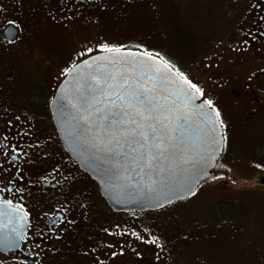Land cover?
<instances>
[{
    "label": "flooded vegetation",
    "instance_id": "flooded-vegetation-1",
    "mask_svg": "<svg viewBox=\"0 0 264 264\" xmlns=\"http://www.w3.org/2000/svg\"><path fill=\"white\" fill-rule=\"evenodd\" d=\"M186 8L192 17L177 20ZM214 21L224 37L214 50L193 52L203 40L194 44L180 25ZM101 46L175 59L178 69L169 65L187 72L221 113L222 158L245 155L230 146L254 132L264 140V0H0V199L12 201L5 211L16 209L0 217V234L27 213L25 240L0 248V264H172L177 257L161 247L160 220L149 215L158 210H113L52 121L49 103L66 70ZM187 54L206 61L204 80L184 65ZM247 149L264 158V148L250 142Z\"/></svg>",
    "mask_w": 264,
    "mask_h": 264
},
{
    "label": "snow or ice",
    "instance_id": "snow-or-ice-1",
    "mask_svg": "<svg viewBox=\"0 0 264 264\" xmlns=\"http://www.w3.org/2000/svg\"><path fill=\"white\" fill-rule=\"evenodd\" d=\"M101 50L121 53L120 47L101 46ZM87 51L91 52L92 49ZM141 55L149 60L156 59L147 52ZM110 62L120 63L114 57ZM159 62L160 66L133 65L131 72L127 67L111 70L104 65L99 66L85 79L83 90L79 93L78 107L73 106L77 107V113L72 117L75 138L85 151L91 150L102 163L109 164L104 170L109 177V188L119 187L126 191L133 185L122 183V180L134 181L136 176H140L141 183L138 186L142 189L158 195L166 194L162 175L166 169L161 167V161L183 143L182 129L187 125V113L175 114L178 106L170 96L182 98L185 108L191 104L197 109H203L207 105L215 114V120H220L221 113L214 107L212 100L206 99L196 104V98L186 89L171 88L174 81L167 73L172 68L162 56L159 57ZM174 75L190 89H194L200 97L204 96L203 91L182 72L176 71ZM140 78L144 79V83H141ZM161 92H167L168 95H161ZM60 109L62 112L66 111L64 103L60 104ZM81 111L83 115L80 114ZM200 114L206 115L204 112ZM215 120L212 121L214 130ZM220 126H223L222 120ZM178 133L181 135H177ZM145 176L150 184L142 183ZM188 193L195 195L191 188ZM9 205H12L11 200L0 199V217L16 212V209L5 211ZM16 207L22 208L21 205ZM26 217L27 213L18 216L22 223H16L9 232L0 234V248L14 250L20 247L25 240Z\"/></svg>",
    "mask_w": 264,
    "mask_h": 264
},
{
    "label": "rangeland",
    "instance_id": "rangeland-1",
    "mask_svg": "<svg viewBox=\"0 0 264 264\" xmlns=\"http://www.w3.org/2000/svg\"><path fill=\"white\" fill-rule=\"evenodd\" d=\"M193 14L186 8L177 14V20L184 22ZM180 26V31H186L194 44L203 40L202 45L194 46L193 52L214 50L216 42L225 34V29L217 21L207 26L196 23L190 27ZM175 34L173 29L167 31L169 40ZM178 39L177 35L173 38L174 52L179 47ZM223 56L225 61L221 63H228L229 55ZM164 59L178 69L175 59ZM205 62L192 59L188 54L183 61L185 66L194 70L199 79L204 78L202 69ZM182 73L188 78L187 72ZM260 139L262 136L254 132L244 140L232 143V153L246 154L229 161L226 160L228 155L221 157L223 162L220 165L222 168L228 167L229 177L205 180L197 187L195 195H190L182 203L160 213L168 218L160 229L161 247L164 251L171 247L175 250L177 257L172 264H264V186L255 181V176L264 172V158L256 156L257 150L249 152L247 149L250 142L256 149L264 148V140ZM244 143L246 145L242 146ZM224 149L228 151L225 144ZM221 179L228 180L232 185L220 183ZM241 179L245 180L242 182ZM223 200L236 201L238 206L220 207L218 203ZM149 215L153 216V213Z\"/></svg>",
    "mask_w": 264,
    "mask_h": 264
},
{
    "label": "water",
    "instance_id": "water-1",
    "mask_svg": "<svg viewBox=\"0 0 264 264\" xmlns=\"http://www.w3.org/2000/svg\"><path fill=\"white\" fill-rule=\"evenodd\" d=\"M128 53H131V55H128ZM141 53L145 52L134 49H121L120 54L103 51L80 60L70 68L71 71H67L56 87L49 103L52 121L63 147L75 159L79 167L89 173L97 182L101 196L115 211L159 210L174 202L186 199L190 196L188 193L189 188L195 192L197 187L210 176L223 148L222 127L219 120H215V114L207 105H204L203 109H197L191 104L185 108L182 98L170 96L169 98L175 100L178 106L175 114L183 115L187 113V125L182 129L183 143H180L161 161V167L166 169L162 174L166 194L158 195L152 191L142 189L138 186L141 183L140 176H136L134 181L122 180V183H132L133 185L132 188L126 191L121 190L119 187L109 188L107 186L109 177L105 175L104 170L109 167V164L102 163L100 159L93 155L91 150L85 151V148L81 147L75 138L72 117L77 113L79 93L83 90L82 86L85 79L99 66L104 65L106 69L111 70L127 67L129 72L132 71L133 65L160 66L159 57L153 55L156 59L149 60ZM113 57L119 60L120 63L110 62ZM175 72L172 68V71L167 73L170 79L174 81V84L170 85L171 88L186 89L196 98V104L204 100L194 89H190L188 85L183 84L174 75ZM140 80L141 83H144L143 78H140ZM160 94L168 95L167 92H161ZM61 103L65 104L66 111H61ZM74 105L77 107H73ZM201 112L206 115L202 116ZM80 114L83 115L84 113L81 111ZM214 120L215 130L212 123ZM177 135H181V133ZM132 174L135 175V172ZM258 181L264 184V174L258 177ZM142 183L150 184L147 176L144 177Z\"/></svg>",
    "mask_w": 264,
    "mask_h": 264
},
{
    "label": "trees",
    "instance_id": "trees-1",
    "mask_svg": "<svg viewBox=\"0 0 264 264\" xmlns=\"http://www.w3.org/2000/svg\"><path fill=\"white\" fill-rule=\"evenodd\" d=\"M221 157L219 158V160L217 161L216 165L214 166V168L212 169V172H211V176L209 177V179L211 178H220V177H224V178H227L229 177L228 176V173H229V169L228 167L226 166L225 168H222L220 163H221ZM183 201H177V202H174L172 204H170L169 206L161 209V210H158L156 214H153V216H151L152 218H157L158 220H160V224H161V227H162V223H165L166 222V218L164 215L160 214L161 212H166L168 208L170 207H173L174 205H177V204H180L182 203ZM219 206L222 207H233V206H238V203L236 201H233V200H223V201H220L219 203ZM158 214V215H157Z\"/></svg>",
    "mask_w": 264,
    "mask_h": 264
}]
</instances>
